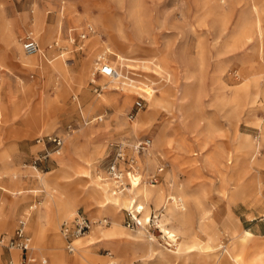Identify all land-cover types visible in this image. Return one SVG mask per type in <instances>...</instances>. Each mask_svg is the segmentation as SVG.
Here are the masks:
<instances>
[{"label": "rangeland", "instance_id": "obj_1", "mask_svg": "<svg viewBox=\"0 0 264 264\" xmlns=\"http://www.w3.org/2000/svg\"><path fill=\"white\" fill-rule=\"evenodd\" d=\"M51 24L48 39L44 33ZM87 26L93 33L80 39ZM256 28L264 36V0H0V213L8 215L16 202L0 237H10L21 217L33 221L53 189L55 198L73 206L60 218L48 207L52 215L45 227L56 226L65 264H78V250L68 253L58 230L75 212L91 222L106 220L87 235L112 224L124 232L86 249L98 259L94 264H161L160 253L171 256V264H264V238L247 231L244 237L243 231L264 235V43H256ZM26 37L38 44L33 58L20 50ZM93 42L98 49L92 50ZM100 55L136 87L127 88L133 93L123 105L121 90L108 91L111 79L90 83ZM118 56L126 59L125 67ZM57 61L65 62V70L52 69ZM147 85L164 95L155 108L142 94ZM137 100L142 108L128 121ZM97 116L100 122L83 124ZM47 136L59 137L60 148L47 143ZM143 137L151 146L136 158V189L150 190V196L140 198L135 188L123 192L143 206L133 215L139 226L127 228L126 205L114 209L104 194L86 191H113L102 161L108 143ZM16 143L34 146L21 163L5 151H24ZM78 156L88 160L86 178L69 186L61 173ZM161 163L157 184L148 186L147 176ZM14 185L21 190L2 189ZM167 231L182 242L179 255L165 243ZM25 233L32 237L27 258L49 264L35 249L33 224ZM46 236L52 237L50 231ZM151 238L153 257L143 262L146 251L138 244ZM8 260L0 247V264Z\"/></svg>", "mask_w": 264, "mask_h": 264}, {"label": "bare ground", "instance_id": "obj_2", "mask_svg": "<svg viewBox=\"0 0 264 264\" xmlns=\"http://www.w3.org/2000/svg\"><path fill=\"white\" fill-rule=\"evenodd\" d=\"M71 23H73V22L71 21ZM57 27H58V25H57ZM52 29H53V25L50 28L48 27L45 30L44 34H45V37H47L48 39L52 35ZM255 32L258 35L256 43L259 46H262L263 43H264V36L262 35L261 32L258 31V28H256ZM68 41L71 42V38ZM90 46L93 47V49L91 48L92 50H95V49L99 48L97 46L96 42H93L92 44H90ZM79 49H82V45H81V47ZM30 56H31V58H33V56H35V55H30ZM41 56H43V55H41ZM102 57H103L102 55L97 56L96 60L98 58H102ZM124 62H126V59L123 58L122 56H118V63L121 65V67H125L124 66L125 65ZM26 65H27L26 63H22V66H26ZM111 67L113 68L115 74L111 78H108V79H111L110 80V87H108L109 88L108 91L121 90L123 92L122 95H121V97L123 98V100H122V105H123V104H125L128 101L130 93H133L132 90L127 89V88L134 89L136 87H133L132 83L131 84L124 83L122 80L125 79V77L121 74V72L117 71L114 66L111 65ZM65 68H66V64L63 61L62 62L61 61L60 62L57 61V62H54L52 64V69L57 70V71L65 70ZM84 68L85 69H84L83 73L86 74L89 67L86 64ZM149 69H151V68H149ZM155 70L156 69H154V71ZM118 84H121L122 86L126 85V89L127 90L126 89L123 90V88L120 89L119 87H117ZM106 88L107 87H105L103 89H106ZM142 94H144V97L146 99H148L149 105L152 108H155L157 105H159L158 104V99L159 98L164 97V95L157 94L156 91L153 90L150 87V85L146 86V89L142 91ZM137 127L138 126H136V128ZM131 130L133 131L134 128L131 127ZM76 159H81L84 162H88V160L83 159L82 157H79V156ZM78 170H79V168L77 169L76 172H78ZM39 181H40V183L45 184L44 180L40 179ZM131 181H132L131 182L132 185L135 186V189H136L138 187V180L136 178H134ZM137 191L139 192L138 195H140V198H142V199H146V198H148L150 196V193H149L150 190H147V189H144V188H140ZM89 194L90 195H95V196H97L98 194H102V195L104 194L105 196L104 195L103 196L106 197V199L109 201L110 207L112 206L114 209L116 207H118L119 204H122L124 207L126 205V209H128V210L129 209H133V207H134V209L137 208V211H138L137 213L134 212V209L131 212V215H132L133 219H134L133 215L135 214V215L139 216V214H140V212L142 211V208H143L142 205L136 206L135 205V200H134V205H132L131 204V199L129 198L128 201H127L126 195H124L123 193H122L123 195L122 194L119 195V194L113 193V192L111 194H108L107 190L105 192L104 190L97 188V189H94V193L93 192H89ZM46 196L49 199L46 201L45 207L38 209V213L36 214V216L33 219V221L32 220L28 221V216H24V230L27 232V224H28V222H29V224H33V232H34L33 239H34V244L36 246L35 249L38 250V255H42L41 252L43 251L47 255L48 259H49V264H65L64 255L62 254V252H60L61 240H60L59 236L57 235L56 226L54 225V227H49L50 229L47 228L48 230L45 227H46V223L50 219V216L52 215L48 207L52 206V208L56 210L58 218H60L59 216H63V215H66V214L70 215V213H71L70 211L73 209V206L67 200H64V199L62 200V199L55 198L54 197L55 194H54V190L53 189L47 190ZM121 201H122V203H121ZM171 203H174V201L172 200ZM15 204H13V209L10 211V213L8 215L2 216L1 213H0V230H2L4 228V226H6V218L7 217L11 218L12 215L14 214V208L16 207ZM100 207L104 208V205H102ZM183 209L184 208L180 207V210H183ZM144 220H145L144 222H149L148 219L146 220V218H144ZM135 222H137V221L135 220ZM138 226H139V223H138ZM47 231H50V235L52 236L50 239L47 238L48 236H46L47 235ZM233 231L235 232V230H233ZM87 234L84 235L83 239H82V237H83L82 236V237H80L81 239L76 238L78 240L74 239L73 242L71 243V248L73 249V251L75 250L74 246L77 247L76 248V250H78L77 256H73V259H74V262H76L78 264H94L96 261H98V259H95L94 257H92L90 252L88 250H86V249H88V247L90 245H92L94 243H97V242H99L101 240L102 241H107V240L113 239V238L114 239H116V238L120 239V238H122L121 236L124 234V232L121 229H119L116 224H112V226H110V227H106V228L98 227L97 229H92L91 233L89 235H87ZM248 235L249 234L244 231V237H247ZM177 238H178L177 234L172 232V231H167L165 233V235L163 236V239H164L165 243H167L168 245H170L173 248V250H172L173 254L179 255L182 252V242L177 240ZM124 241L127 244L130 243V242H128V240H124ZM151 242H152V238L150 239V242L148 241L146 243H142V245H140L141 243L138 244L139 246H141V248H142V250L144 252L146 251V253L140 257L143 262L152 260L151 258L153 257V255H151V252L149 253V251L152 250V247H153ZM31 245H32V239H31V236H30L29 237V248H30ZM185 257L187 258L188 255L185 256ZM174 258L179 260L180 258H182V256H178V257L175 256ZM11 259L13 261L17 262V261H19V256L16 255L15 257H11ZM171 259H173V258L171 256H169L167 253H160L159 261L161 262V264H171ZM183 259H184V257H183Z\"/></svg>", "mask_w": 264, "mask_h": 264}, {"label": "built area", "instance_id": "obj_3", "mask_svg": "<svg viewBox=\"0 0 264 264\" xmlns=\"http://www.w3.org/2000/svg\"><path fill=\"white\" fill-rule=\"evenodd\" d=\"M91 33H93L92 29L87 26L85 28V33L81 34L80 39H84L88 34ZM20 50L23 54L27 56L36 55L39 53L38 44L35 40L29 37L24 38L23 41L20 43ZM114 74L115 72L111 65L106 63L103 58H98L92 68V78L90 79V83L93 84L95 77L111 78ZM93 91L96 92L97 87H95ZM141 108V101H134V103L132 104V109L127 113V120H133L137 112ZM100 121L101 117L97 116L91 119V121L83 122V124L87 125L91 122L97 123ZM67 131L70 132L72 130L67 127ZM45 139L47 143L53 144L55 149L60 148L62 142L59 137L51 138L47 136L45 137ZM150 146L151 140L148 137H143L139 140H135L130 144H125L122 141H114L107 144L106 154L102 161L104 162V173L106 175V178L113 184V193L121 194L127 189L135 188V186L132 185L131 180L134 178H138L136 158H138V156L141 154L147 153ZM55 153H57V151ZM164 166L165 163L159 164V166L156 167L154 173L147 176L146 184L148 186H153L157 184L159 174L163 171ZM173 198L167 197L165 200L172 202ZM131 204L134 205V199H131ZM175 204L179 209L182 206L181 202L178 201L177 198L175 199ZM133 209L125 210L129 222L131 223L126 224L127 228H130L132 225L138 226V223L135 222L131 215ZM134 212H138L137 208L134 209ZM94 224L105 226L107 222L104 219L91 222L81 212H75V215H73L71 219L61 222L58 231L65 242L64 249L68 253H72L73 249L71 248V243L73 242V240L87 234L92 225ZM0 247L5 249L6 251L15 249L20 253L19 261L12 262L9 259L6 264H37L33 259L27 258L26 256V253L29 250V237L27 236L24 230V217H21L16 221L15 227L10 237H8L6 240H3V237H0ZM40 264H45V261H41ZM106 264L113 263L108 262Z\"/></svg>", "mask_w": 264, "mask_h": 264}, {"label": "crops", "instance_id": "obj_4", "mask_svg": "<svg viewBox=\"0 0 264 264\" xmlns=\"http://www.w3.org/2000/svg\"><path fill=\"white\" fill-rule=\"evenodd\" d=\"M14 145V144H13ZM15 149H19L20 148V150H24V151H21V152H19V153H12L11 155H10V153H9V149H7V150H5L7 153H8V156L11 158V160H12V162H14V163H16V162H23V161H25L26 159H28V158H30V156H31V152H32V148L34 147V146H28V147H26V148H23L22 147V144H20V143H16L15 144ZM12 148H13V146H12ZM71 161L73 162V165H69L68 167H65L63 170H62V173H61V177H62V179H64L65 180V182H66V184H69V182L72 184V183H75V182H77V181H80V179L81 178H86V171H84V166L87 164L86 162H84L83 160H81V159H73V158H71ZM84 164V165H83ZM63 166L65 165V164H62ZM79 168V170H78V172H76L77 171V169ZM80 172V173H79ZM83 172V173H82ZM15 184H17V183H15ZM71 184H69V186L71 185ZM69 188V187H68ZM3 189V191H5V192H14V191H19V190H21V189H19L18 187H17V185H14V190H8V189H6V188H2ZM83 190V189H82ZM88 190H93V189H88ZM88 190L86 191V193L87 194H89L88 193ZM90 195V194H89ZM100 195H102V194H98L97 196H100ZM16 202H13L11 205H10V211L13 209V204H15ZM121 203H122V201H121ZM136 203V202H135ZM9 211V212H10ZM1 215L2 216H4L3 215V213H1ZM28 221H29V218H28ZM259 222L261 221V220H258ZM258 222V223H259ZM255 227H256V225H255ZM97 228V227H96ZM95 229V228H94ZM243 231H247V232H249V233H251V234H254V236H258L259 238H264V235H261V233H259L258 231H256L255 229H252V230H250L249 228H245ZM31 239H32V237H31ZM114 239V238H113ZM6 255H7V257H8V259H10L11 257H15V256H13V254L11 253V255H10V252L9 251H6Z\"/></svg>", "mask_w": 264, "mask_h": 264}]
</instances>
